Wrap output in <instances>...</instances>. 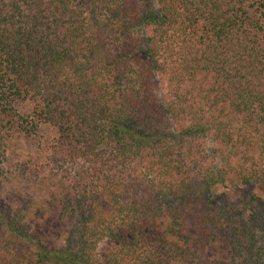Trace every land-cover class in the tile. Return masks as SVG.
<instances>
[{"label": "trees", "instance_id": "16d2710c", "mask_svg": "<svg viewBox=\"0 0 264 264\" xmlns=\"http://www.w3.org/2000/svg\"><path fill=\"white\" fill-rule=\"evenodd\" d=\"M23 258L264 264V0H0V264Z\"/></svg>", "mask_w": 264, "mask_h": 264}, {"label": "rangeland", "instance_id": "374dc122", "mask_svg": "<svg viewBox=\"0 0 264 264\" xmlns=\"http://www.w3.org/2000/svg\"><path fill=\"white\" fill-rule=\"evenodd\" d=\"M24 109V107H23ZM42 133L45 135H49V132H52V129L43 126ZM45 143L36 144V145H29L27 144L24 146L23 150L27 153L28 160H34L39 156L41 150H44ZM11 187V186H10ZM44 190L48 189L47 186L43 185ZM45 193V191H43ZM14 194L12 193L11 189H7L5 191L4 201L9 200L12 198ZM8 202V201H6ZM21 204V201H18ZM33 212L34 214V228L33 234L36 235L38 238L44 239L51 245L55 247H61L64 245L66 237L68 235L69 230L72 227V220L70 218H62L60 215V208L59 205H46L42 206L40 201L33 200L32 202ZM32 246L33 244L25 242L20 243L18 247L14 250L13 258H22L23 255L32 256ZM213 253L216 256L223 254L221 250H214ZM24 259V258H23ZM28 261L24 259L21 264H27Z\"/></svg>", "mask_w": 264, "mask_h": 264}]
</instances>
